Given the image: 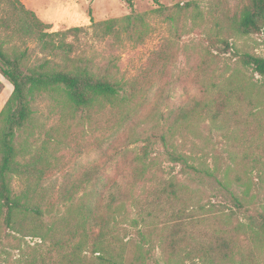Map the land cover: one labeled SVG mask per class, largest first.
Instances as JSON below:
<instances>
[{"label": "rangeland", "instance_id": "rangeland-1", "mask_svg": "<svg viewBox=\"0 0 264 264\" xmlns=\"http://www.w3.org/2000/svg\"><path fill=\"white\" fill-rule=\"evenodd\" d=\"M20 1L44 23L50 24L52 31L88 28L91 17L99 23L130 15L141 16L144 21L139 29L141 40L117 44L110 38L92 36L93 29H90L85 46L77 54L92 58L98 67L112 61L115 78L130 85L129 91L135 86L142 94H151V102L143 109V114L150 111L152 103L159 102L154 118L142 119L136 137L125 146L124 133L108 141V134L93 132L82 120L85 114L70 108L65 93L54 91L38 95L32 103L34 114L30 126L19 140L29 154L21 155L19 161L26 164L32 154L38 155L45 149L53 156L51 162L59 164V169L48 172L42 182V188L48 193L45 205L59 202L70 182L90 167L107 162L116 147L128 151L129 156L138 155L153 132L164 133L169 120L173 121L181 108L198 101L203 110L214 102L226 106L218 117L208 110L195 120L198 122L189 121L187 136L204 149L211 167H214L213 155L220 154L225 160L222 181L248 208L264 210V78L243 67L232 54H223L219 41L228 39L239 53L264 58V32L239 35L228 30L223 18V10L227 11V17H237L241 0ZM185 5L190 8L180 11L178 6ZM160 6L169 11L165 15L158 14L156 10ZM28 46L32 59L40 61L38 44ZM162 58H166L165 63ZM13 91L14 87L0 74V101H3L0 112ZM103 108L108 111L111 105L106 102ZM129 127L131 124L127 123L126 131ZM172 129V142L182 144L181 126ZM183 151L192 156L202 155L187 148ZM150 159L165 171L168 181L172 176L181 181L180 188H175L178 200L173 196L167 199L168 194H162L163 189L170 191L169 188H148L145 193L140 189L138 194L144 193L143 197L138 196L142 205L130 210V220L124 224L128 229V234L122 238L124 256L122 259L112 257V264H206L204 258H200L204 248L222 237L227 238L237 256L246 255L247 264H264V240L251 238L247 231L248 241L241 242L243 233L235 229L239 222L231 215V203L225 202L220 188L189 180L181 173L180 165L168 160L160 140H156ZM105 169L110 183L119 181L129 171L126 157L108 161ZM12 188L20 194L26 186L14 178ZM181 210L184 214L178 217ZM134 219L138 220V226H133ZM4 220L5 213L0 212V264H28L33 257L40 264L43 258H48L47 264H52L53 260L59 264L63 256L71 252V247L67 246L60 255L54 254L49 259L45 251L41 252L44 246L41 239L25 237L6 228ZM139 233L144 235V241ZM169 240L177 242L175 249L166 243ZM228 253L231 255V251ZM82 255L89 263L95 261L89 250ZM209 264L229 263L221 257H213ZM232 264L238 263L232 260Z\"/></svg>", "mask_w": 264, "mask_h": 264}, {"label": "trees", "instance_id": "trees-1", "mask_svg": "<svg viewBox=\"0 0 264 264\" xmlns=\"http://www.w3.org/2000/svg\"><path fill=\"white\" fill-rule=\"evenodd\" d=\"M240 5L241 12L237 17H227V11H222L228 30L242 36L264 32V0H241ZM0 6V74L14 87L10 99L0 112V212L5 213L6 228L25 237L41 239L46 248L43 246L40 251H45L49 259L54 254L60 255L70 246L71 252L63 256L59 264H112V257L122 259V238L128 234L124 224L130 220V210L142 205L138 196L143 197L148 188H169L170 191L163 189L162 194H168L167 199L173 196L178 200L175 188H180L181 181L175 176L168 181L164 177L165 171L156 167L150 159L156 140H160L168 160L180 165L181 173L189 180L199 184H215L220 188L225 202L231 203V215L239 222L235 229L243 233L241 242L248 241L247 231L251 238L264 240V210L248 208L242 198L222 181L225 160L220 154L213 155L214 167H211L204 149L187 136L190 128L187 123L198 122L195 120L202 118L201 114L208 113V110L218 117L226 106L221 102L207 105L206 110L201 109V102L198 101L181 108L174 120H169L164 133L153 132L146 139V145L138 155L129 156L128 151L116 147L108 161L125 156L129 168L119 181L110 183L105 177L108 161L94 165L70 182L69 188L63 189L59 202L45 205L48 193L42 188V182L46 180L48 172L59 169V164L51 162L53 156L45 149L38 155L32 154V159L26 164L19 161L25 153L29 154L19 140L30 126L34 114L33 101L40 94L61 91L65 93L70 108L75 110L73 112L85 114L82 120L93 128V132L108 134V141H114L124 133L125 146L132 143L140 121L152 120L159 102L152 103L150 111L143 114V109L151 102V94H142L135 86L129 91L130 85L115 78L112 61L98 67L92 58L77 52L85 46L84 40L90 29H93L92 36L110 38L117 44L125 40H141L139 29L144 21L141 16L130 15L121 20L97 23L91 17V26L88 28L52 31L50 24L44 23L34 12L26 9L20 0H0ZM178 8L182 11L189 9L190 5ZM168 11L163 6L156 10L160 15ZM170 19L174 20L172 16ZM219 41L223 54H232L238 58L239 64L264 78V58L239 53L228 39ZM29 43L38 44L42 55L40 61L32 59ZM162 61L165 63L166 58H162ZM106 102L111 105L108 111L103 108ZM127 123L131 127L126 134ZM176 125L182 129L183 143L180 145L171 140L174 135L172 128ZM185 148L202 155L186 154L183 151ZM14 178L26 186L20 194H16L12 188ZM140 189L143 194H138ZM182 214L184 212L181 210L177 216ZM132 224L138 226L139 222L134 219ZM177 225L179 227L180 223ZM139 235L144 241V235ZM230 239L232 242L233 239ZM166 243L173 249L177 244L172 240ZM88 250L95 258L93 263H89L82 255ZM228 251H231V255ZM189 255L192 256V252ZM210 257H221L228 260L229 264H232V260L247 264L246 255L237 256L224 237L204 248L200 258L209 264ZM45 260L48 258H43L41 264H47ZM37 261L33 257L28 264H40ZM54 261L52 264H57Z\"/></svg>", "mask_w": 264, "mask_h": 264}, {"label": "crops", "instance_id": "crops-1", "mask_svg": "<svg viewBox=\"0 0 264 264\" xmlns=\"http://www.w3.org/2000/svg\"><path fill=\"white\" fill-rule=\"evenodd\" d=\"M2 105H3V101H0V108H2Z\"/></svg>", "mask_w": 264, "mask_h": 264}]
</instances>
